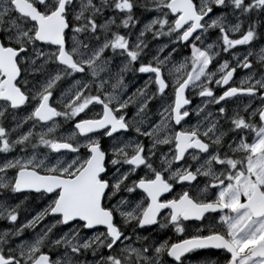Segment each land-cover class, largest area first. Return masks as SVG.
Here are the masks:
<instances>
[{
  "label": "snow or ice",
  "instance_id": "obj_1",
  "mask_svg": "<svg viewBox=\"0 0 264 264\" xmlns=\"http://www.w3.org/2000/svg\"><path fill=\"white\" fill-rule=\"evenodd\" d=\"M0 221V264H264V0H0Z\"/></svg>",
  "mask_w": 264,
  "mask_h": 264
},
{
  "label": "flooded vegetation",
  "instance_id": "obj_2",
  "mask_svg": "<svg viewBox=\"0 0 264 264\" xmlns=\"http://www.w3.org/2000/svg\"><path fill=\"white\" fill-rule=\"evenodd\" d=\"M147 15H150V14H147ZM138 27H139V25H138ZM150 38H151V34L149 33L148 39L150 40ZM161 39H166V38H161ZM151 43L155 44L156 41H151ZM182 51L185 52L186 50H182ZM241 74H242V70L238 69L235 79L238 80L240 78ZM129 78H131V74H129ZM142 83H143L142 79H137V80L133 81V87L131 90L134 91L135 87H139ZM198 99H199L198 97H195L194 102ZM153 103H155V102H153ZM134 112H135L134 107L129 109L130 115L134 114ZM153 119H158V118L153 117ZM70 127H71L70 124H65L64 130H67ZM130 135L134 136L135 134L132 133ZM142 139H144V138H142ZM164 147L166 148L167 146H164ZM179 190H180L179 185H177L176 188L174 189V192H178ZM172 195H173V193H166L165 194V196H167L169 198H171ZM162 199H163V197H162ZM42 202L43 201H39V203H41V205L43 204ZM189 223L195 224V223H199V222H189ZM0 224H2L0 226H2V228H3V226H5V224H6V222L3 221V222H0ZM172 235H175V234L173 233ZM214 252H215V250H198V251H195V252L188 254V258L192 262V264H203V261H205L206 259L216 260L218 258L216 255L213 254Z\"/></svg>",
  "mask_w": 264,
  "mask_h": 264
},
{
  "label": "rangeland",
  "instance_id": "obj_3",
  "mask_svg": "<svg viewBox=\"0 0 264 264\" xmlns=\"http://www.w3.org/2000/svg\"><path fill=\"white\" fill-rule=\"evenodd\" d=\"M185 50H186V51H185L184 53H185V54H188V53H189V50H187V49H185ZM180 58L182 59L183 57H180ZM241 76H242V74H241ZM241 76H240V78H242ZM240 78H239V79H240ZM239 79H238V80H239ZM238 80H237V81H238ZM42 203H43V202H42ZM39 206H41V203H39V201H36V202L32 205V208H38ZM30 211H31V209H30ZM0 222H3V221H0ZM6 226H7V225L5 224V226H3V228H5ZM3 228H2V229H3ZM0 229H1V226H0Z\"/></svg>",
  "mask_w": 264,
  "mask_h": 264
},
{
  "label": "bare ground",
  "instance_id": "obj_4",
  "mask_svg": "<svg viewBox=\"0 0 264 264\" xmlns=\"http://www.w3.org/2000/svg\"><path fill=\"white\" fill-rule=\"evenodd\" d=\"M0 225H2V224H0ZM4 225V224H3ZM1 228H2V226H1Z\"/></svg>",
  "mask_w": 264,
  "mask_h": 264
}]
</instances>
